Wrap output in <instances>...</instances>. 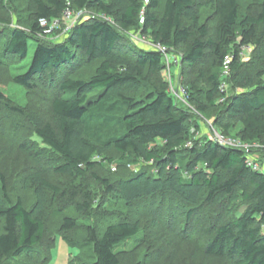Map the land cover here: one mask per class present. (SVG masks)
Wrapping results in <instances>:
<instances>
[{"label":"trees","instance_id":"1","mask_svg":"<svg viewBox=\"0 0 264 264\" xmlns=\"http://www.w3.org/2000/svg\"><path fill=\"white\" fill-rule=\"evenodd\" d=\"M207 3L213 8L211 27L201 22L193 0H27L31 17L26 27L0 18V68L8 57L28 58L33 48L27 69L14 83L26 91L38 85L55 91L52 121L33 120L35 141L21 143L20 151L31 155L36 143L57 160L50 170L28 176L34 195L30 207L12 199L0 171V264L49 261L51 246L45 256L38 246L46 234V209L56 197L63 199L56 215L71 207L89 220L106 204L131 210L158 195L187 209L186 222L201 205L219 210L203 249L206 256L264 264V172L246 164L249 158L262 163L256 156L264 150L248 154L200 138L198 121L201 115L224 136L264 146V0L257 12L244 15L237 0ZM67 6L85 8L91 16L60 40L41 38L38 20L58 18ZM139 30L168 52L179 51V66L195 71L185 77L187 106L168 92L162 54L127 38ZM246 48L253 50L242 62ZM80 63L94 65L88 79L73 76ZM226 68L229 75L222 78ZM223 81L230 94L221 90ZM9 103L0 90V107L20 111ZM111 151L137 170L114 181L99 177L95 170L114 161ZM47 173L64 176L63 188L48 181ZM88 174L105 201H97ZM239 206L243 211L236 215ZM77 228L74 218L64 216L58 235L78 250L79 264H120L115 249L140 232L137 221L121 215L98 227L86 224L81 240L71 237Z\"/></svg>","mask_w":264,"mask_h":264},{"label":"rangeland","instance_id":"2","mask_svg":"<svg viewBox=\"0 0 264 264\" xmlns=\"http://www.w3.org/2000/svg\"><path fill=\"white\" fill-rule=\"evenodd\" d=\"M193 1L198 5L201 22L211 27L213 8L207 3L210 0ZM237 2L240 15H244L248 10L251 13L257 12L263 0H237ZM30 17L31 14L27 10V0H5L3 4H0V18L8 21L12 26L26 27ZM3 28L0 25V30L3 31ZM134 34L135 32L131 31L126 34L131 42L134 41ZM2 40L0 39V48ZM51 40L56 41L55 38H51ZM33 50V48L30 49L28 58L24 60L8 57L0 68V90L8 98L9 106L20 108L19 112H12L5 105L0 107V171L5 175L6 187L12 199L20 198L25 207H30L34 200L33 188L31 183L27 182L28 176L40 169L50 170L57 162L54 155L38 149L42 148L39 144L33 145V155L22 153L19 148L21 143L35 141L32 133L33 120H40L43 123L52 121L50 103L55 91L42 85H38L35 90L26 91L14 83V77L24 73L27 69ZM252 50L253 48H246L242 51L240 55L242 62L249 60ZM177 54L181 53L177 50L168 52L170 56ZM93 69L94 65L86 66L80 63L78 68L73 71V76L88 79ZM187 71H190L191 75L195 74L194 70L178 66L172 67L170 74L166 75L163 72L161 76L168 83L180 88L185 87ZM223 83L224 91L230 94L231 89L225 84V81ZM198 121L201 128L200 138L210 139L211 128H214L212 122L201 115L198 116ZM237 129L238 126H236ZM236 130L232 135L236 134ZM230 137L236 138L235 136ZM108 154L114 157V161L111 164L102 163L95 170L99 177L114 181L137 170V168L134 169L121 163L114 152L111 151ZM261 156L258 154L256 158L260 161ZM257 164L261 170L262 163L257 161ZM45 178L60 188H63L66 181L64 176L52 173L45 174ZM87 180L96 195L97 201L99 203L105 201L100 186L93 181L89 174ZM62 206L63 199L56 197L52 207H48L45 212L46 234L38 249L41 251V256H45L47 255V248L51 246L50 259L46 264H69V262L79 264L75 259L78 250L70 248L58 235L64 216L76 220L78 228L71 237L81 240L84 237L83 228L86 224L98 227L120 215L137 221L140 226V232L134 239L115 249L120 264H134L136 262L143 264H231L226 259L206 256L203 253V249L210 239L212 226L216 221V213L219 210L215 211L201 205L193 219L186 222L185 212L187 209L182 208V205L171 197L161 195L137 203L131 210L118 203L106 204L100 210L93 212L89 220L82 218L71 207L56 215L54 213L55 208ZM242 211L243 207L239 206L236 215H240ZM8 264L16 263L10 262Z\"/></svg>","mask_w":264,"mask_h":264},{"label":"built area","instance_id":"3","mask_svg":"<svg viewBox=\"0 0 264 264\" xmlns=\"http://www.w3.org/2000/svg\"><path fill=\"white\" fill-rule=\"evenodd\" d=\"M144 3H148V0H144ZM91 13L83 8L80 10H74L70 6H67V8L64 9L61 16L58 18H50L45 19L41 18L38 20V24L41 28V34L40 37L47 39V38H55L57 40L58 38H62V36H66L67 33L81 20L86 19L87 17H90ZM144 23V10L140 12V18H139V25H143ZM133 42L137 44L138 46L148 49V50H154L156 52H159L162 54L165 64V73L170 74L172 67H178L181 64V55H168V50L161 46L160 44H156L152 42L146 35H143L141 31L139 30L133 35ZM229 61V58L226 59L225 64H227ZM229 75V72L227 68L224 70L222 78H226ZM168 92L171 94V96L179 103L187 106V98H188V91L185 87H175L171 83H168ZM221 90H224V83H221L220 86ZM220 102L223 100L220 99ZM210 139L217 143L218 145L222 147L227 148H234L237 150H240L242 152H247L248 154L252 149H262L264 150V146L255 144V143H245L242 142L238 138H232L230 136H224L220 133H218L214 128H211V136ZM246 164L248 167H250L252 170L255 171H261L258 164L253 161L251 158L246 160Z\"/></svg>","mask_w":264,"mask_h":264},{"label":"crops","instance_id":"4","mask_svg":"<svg viewBox=\"0 0 264 264\" xmlns=\"http://www.w3.org/2000/svg\"><path fill=\"white\" fill-rule=\"evenodd\" d=\"M261 160H262V165H263L261 171L264 172V154H263V156H261Z\"/></svg>","mask_w":264,"mask_h":264}]
</instances>
